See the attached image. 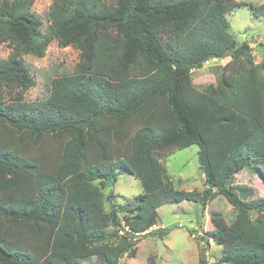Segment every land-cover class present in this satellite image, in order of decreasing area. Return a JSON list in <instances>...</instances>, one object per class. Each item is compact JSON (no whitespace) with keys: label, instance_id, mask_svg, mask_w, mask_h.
Listing matches in <instances>:
<instances>
[{"label":"trees","instance_id":"1","mask_svg":"<svg viewBox=\"0 0 264 264\" xmlns=\"http://www.w3.org/2000/svg\"><path fill=\"white\" fill-rule=\"evenodd\" d=\"M111 1L53 0L41 33L28 12L32 0H0V43L12 49L0 59V264L91 257L120 264L135 257L141 239L167 235L144 233L161 205L204 209L216 196L235 212L228 226L211 217L207 234L221 248L219 264H264V197L248 199L229 185L248 167L264 174V50L255 65L227 20L245 4ZM248 7L264 17V2ZM53 41L79 51L76 72L53 79L45 100L27 103L23 92L34 81L22 55L43 58ZM225 58L216 87L192 86V70ZM191 145L202 192L176 190L160 163L162 152ZM44 149L48 155L28 153ZM123 173L142 193L119 208L96 182L115 183ZM198 264H207L201 254Z\"/></svg>","mask_w":264,"mask_h":264},{"label":"rangeland","instance_id":"2","mask_svg":"<svg viewBox=\"0 0 264 264\" xmlns=\"http://www.w3.org/2000/svg\"><path fill=\"white\" fill-rule=\"evenodd\" d=\"M94 1L106 5L112 3L111 0ZM230 1L245 4L227 15L230 32L238 43L245 42L249 46L254 64L260 65L263 62L264 17L254 18L248 5L259 7L264 0ZM52 2L53 0H32L28 6L29 14L40 19L41 33L45 32L49 24L48 13ZM11 50L7 43H0V59L6 60ZM22 60L34 81V85L23 92V99L27 103H35L49 96L53 79L76 72L79 51L71 47L60 48L56 41H53L47 47L43 58L22 55ZM229 61L230 58L214 59L192 70L190 73L192 86L198 91H203L208 86L216 87L223 73H227L225 67ZM10 137L13 138L14 135ZM28 153L32 156L49 154L48 149L33 150ZM197 153L196 145L175 152L169 149L161 153L160 163L176 190L202 192L206 188L203 174L198 168ZM96 185L104 198L112 194L119 208L142 193L138 180L125 173L118 175L115 183L101 181L96 182ZM229 185L245 189L248 199L264 197V174L256 166L238 172ZM104 204L105 210L109 211V201L105 200ZM157 214L158 219L154 227L144 233L163 228L168 231L167 235L162 238L156 235L141 239L136 245L135 257L133 259L124 257L120 264H198L199 254L205 257L207 264H219L221 248L214 244L207 233L214 229L211 217L221 219L225 226L234 219L235 212L223 197L216 196L204 209L198 204L187 201L168 202L157 209ZM120 217L122 222V214ZM101 263L102 260L97 257L80 262V264Z\"/></svg>","mask_w":264,"mask_h":264},{"label":"built area","instance_id":"3","mask_svg":"<svg viewBox=\"0 0 264 264\" xmlns=\"http://www.w3.org/2000/svg\"><path fill=\"white\" fill-rule=\"evenodd\" d=\"M154 227V226H153ZM126 231H128V229L127 228H124ZM147 233V232H146Z\"/></svg>","mask_w":264,"mask_h":264}]
</instances>
